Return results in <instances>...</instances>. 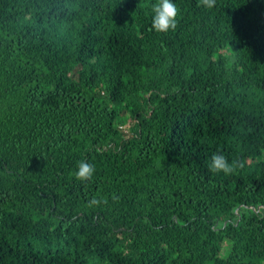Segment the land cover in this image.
<instances>
[{
	"label": "trees",
	"instance_id": "1",
	"mask_svg": "<svg viewBox=\"0 0 264 264\" xmlns=\"http://www.w3.org/2000/svg\"><path fill=\"white\" fill-rule=\"evenodd\" d=\"M174 2L0 0V264H264V0Z\"/></svg>",
	"mask_w": 264,
	"mask_h": 264
},
{
	"label": "clouds",
	"instance_id": "2",
	"mask_svg": "<svg viewBox=\"0 0 264 264\" xmlns=\"http://www.w3.org/2000/svg\"><path fill=\"white\" fill-rule=\"evenodd\" d=\"M202 3L206 8H212L214 6V0H202ZM178 15L179 9L174 0H158V3L153 6L151 29L157 33H167L170 30H175ZM210 167L213 171L223 172L224 174L232 171V166L220 154H214L212 156ZM95 171L91 163L81 160L77 164L74 175L76 180L87 182L93 178ZM100 202L98 199H93L90 203L91 205H96Z\"/></svg>",
	"mask_w": 264,
	"mask_h": 264
}]
</instances>
